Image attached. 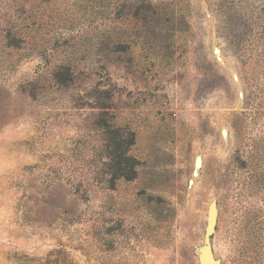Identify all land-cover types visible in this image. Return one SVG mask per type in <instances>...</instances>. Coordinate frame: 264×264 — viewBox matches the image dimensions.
<instances>
[{
	"label": "rangeland",
	"instance_id": "rangeland-1",
	"mask_svg": "<svg viewBox=\"0 0 264 264\" xmlns=\"http://www.w3.org/2000/svg\"><path fill=\"white\" fill-rule=\"evenodd\" d=\"M212 203L264 264V0H0V264H199Z\"/></svg>",
	"mask_w": 264,
	"mask_h": 264
},
{
	"label": "water",
	"instance_id": "water-1",
	"mask_svg": "<svg viewBox=\"0 0 264 264\" xmlns=\"http://www.w3.org/2000/svg\"><path fill=\"white\" fill-rule=\"evenodd\" d=\"M215 207L212 203L208 208L207 225L204 235V245L200 249L198 261L199 264H217V261L213 258L210 239L215 229Z\"/></svg>",
	"mask_w": 264,
	"mask_h": 264
},
{
	"label": "trees",
	"instance_id": "trees-1",
	"mask_svg": "<svg viewBox=\"0 0 264 264\" xmlns=\"http://www.w3.org/2000/svg\"><path fill=\"white\" fill-rule=\"evenodd\" d=\"M125 159H126V163H127V164L125 165L124 168L130 170V172H133V170H132V166L128 164L129 162L132 161V159L129 158V157H126ZM123 172H124L123 169H118V170L115 171V175L118 176L119 178H121V177L124 176V175H123ZM125 174H127V173H125ZM129 177H130V175H125L124 178H125V179H128Z\"/></svg>",
	"mask_w": 264,
	"mask_h": 264
}]
</instances>
